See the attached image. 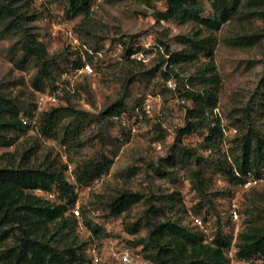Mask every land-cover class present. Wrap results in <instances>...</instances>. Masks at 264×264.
Here are the masks:
<instances>
[{"label":"rangeland","instance_id":"374dc122","mask_svg":"<svg viewBox=\"0 0 264 264\" xmlns=\"http://www.w3.org/2000/svg\"><path fill=\"white\" fill-rule=\"evenodd\" d=\"M213 2L199 0L197 6L187 8L189 14L183 21L167 14L169 0H92L91 18L81 25L83 16L70 12L69 0H33L31 11L39 15L29 25L39 34L48 53L57 57L56 82L65 84L73 77L67 72L75 58L71 51L77 50L70 46L68 30H73L81 44L100 52L105 59L94 62L96 75H82L73 82L74 93L63 88L59 95V105L68 103L91 115L79 141L64 143L43 135L36 120V126H28L24 133L0 134V168L40 166L57 158L67 165L66 177L71 181L78 166L98 163L103 155L111 159L109 170L101 175L104 177H98L97 182L94 179L77 192L83 227H76L75 234L77 246H83L85 253L93 239L102 242L111 236L126 241L137 249L146 264H152L146 258V244L141 243L147 239L151 223L182 218L183 223L192 227L186 211L190 209L217 227L231 244L236 241L239 258L236 264H264L262 256L238 255L239 243L264 224V184L237 191L225 176L208 170L205 162L199 165L196 159L186 161L181 147L175 145L178 130L186 124L187 109L193 105L190 100L188 104L180 102L190 87L217 88L215 109L225 120L235 123L245 119L250 111L254 127L264 135V99L259 90L264 79V18L256 13V10L264 11V5L251 7L243 0L238 14L219 28L208 29L201 20L215 17ZM17 6L21 12L26 11L23 3ZM21 42L22 32H0V94L18 104L21 113L32 111L27 116L31 119L36 109L38 91L32 82L38 64L30 62L24 69L16 66L22 55ZM129 51L136 55L130 56L135 59L133 62L126 60ZM115 52L118 57H111L110 53ZM172 55L178 57L177 63L171 64ZM202 70L207 71L206 76ZM174 71L180 74V78H175L176 90L168 87L171 78H166V74L174 75ZM55 85L46 86L44 91ZM148 94L159 95L162 108L153 118L143 115L138 123L137 113L142 112ZM120 99H123L125 119L121 113L102 116ZM238 127L240 134L246 130V123ZM7 142L11 144L6 145ZM183 145L196 144L184 137ZM231 147L233 150L227 154L232 161L239 151L235 141ZM200 153L207 161L209 154ZM196 172H202L208 186L205 190L197 188ZM124 191L140 193L144 198L114 216L110 203ZM174 191L181 194L185 212L163 202L164 195ZM234 192L239 193V228L223 214ZM151 205L157 207L158 213H148ZM91 227L99 229L97 235Z\"/></svg>","mask_w":264,"mask_h":264},{"label":"trees","instance_id":"16d2710c","mask_svg":"<svg viewBox=\"0 0 264 264\" xmlns=\"http://www.w3.org/2000/svg\"><path fill=\"white\" fill-rule=\"evenodd\" d=\"M243 0H214L215 17L201 20L208 29L219 28L221 24L240 12ZM23 3L24 12L20 11L18 3ZM252 7L264 5V0H246ZM33 0H0V32H22L21 58L15 62L19 69H24L30 62L38 64V72L32 82L37 91H44L48 85L56 83L54 67L56 58L51 56L46 45L39 40V34L33 31L29 24L38 18L33 13ZM199 0H169L167 14L186 20L188 7L197 6ZM92 0H69V10L73 15H82L81 25L91 18ZM264 18V11L256 10ZM27 24V25H26ZM70 48V47H69ZM71 50V48H70ZM75 58L71 63L75 67L81 65L79 51H71ZM132 51L126 57L130 58ZM171 64L178 62V57L171 56ZM171 68V67H170ZM175 72V71H174ZM169 78H180L179 73L166 74ZM206 76L207 71L202 70ZM260 96L264 99V79L260 83ZM192 101L187 109L186 124L180 128L176 144L182 150L186 161L195 160L198 164H208V170L216 175L225 176L231 184H236L242 176L248 173L261 174L264 168V135L253 125L250 111L245 119H238L235 124L246 123V130L240 132L233 141L236 142L238 155L231 157L223 152L220 146V119L213 110L218 105V89L205 86L203 89L187 88L182 95ZM123 99L109 106L102 116L122 115ZM36 107V103H35ZM28 114H25V113ZM21 113V107L14 101L0 94V134L13 131L24 133L28 125L21 116H28L32 111ZM40 116V117H39ZM38 126L41 134L62 142L75 143L90 123L91 115L75 109L72 105H59L40 113ZM238 123V124H237ZM38 129V128H37ZM196 131H206L207 136L200 147L183 145V138ZM10 145V142L5 143ZM233 148H229V150ZM209 153L207 161L200 151ZM112 160L103 155L98 163L87 162L78 166L74 172L77 184L82 187L107 172ZM67 165L57 158L50 159L40 166L20 165L0 168V264H86L87 254L79 247L75 228L78 219L69 212L77 201L75 185L66 177ZM237 172L240 175H237ZM202 172H196L197 188L205 190L208 186L201 177ZM41 188L46 191H56L59 199L49 200L34 192ZM144 195L124 191L110 203L112 215H119ZM163 202L178 211L186 208L183 198L177 191L166 194ZM160 210V209H159ZM155 205H151L148 213H158ZM187 211V210H186ZM149 235L141 243L146 244V258L152 264H228L227 249L230 240L221 231L217 233L212 243H207L202 234L195 228L183 223L182 218L152 222ZM97 235L99 229L91 227ZM137 231V229H135ZM12 239V243L8 244ZM86 244V243H85ZM238 255L242 258L262 256L264 258V224L254 229L239 243ZM85 247V246H84ZM82 250V252L80 251Z\"/></svg>","mask_w":264,"mask_h":264},{"label":"built area","instance_id":"2783aa9c","mask_svg":"<svg viewBox=\"0 0 264 264\" xmlns=\"http://www.w3.org/2000/svg\"><path fill=\"white\" fill-rule=\"evenodd\" d=\"M48 21V19H46ZM56 27L55 25H53ZM67 36L69 39V43L71 48L80 52L81 56V65L79 67L73 66L70 72H67L73 77L67 79V83L62 84L59 81L56 82L55 87L52 89H48L45 91H38L36 93V109L33 112V116L29 119L27 116H21V120L24 124L28 126H36L38 120V116L40 113L49 110L53 107L59 106V95L65 88L67 91L71 93L75 92V85L73 82L80 78L82 75H96V61L99 59H105L98 51H93L86 45L81 44L78 35L73 30L67 31ZM111 57H118L117 52L114 54L110 53ZM132 58L136 55L131 54ZM102 62L101 64H103ZM105 64V63H104ZM68 71V70H67ZM66 73V72H65ZM66 73V74H67ZM68 84V85H67ZM167 85L169 88L176 90L177 88V81L175 78H171L167 81ZM182 104H188L190 101L188 99L182 98L180 101ZM162 108V99L159 95L148 94L145 96L141 110L142 112L137 113V120L143 118V115H146L150 118L154 117L156 112H159ZM215 115L220 119V127H221V137H220V146L223 152L227 153L233 141L239 133V127L235 124L229 123L225 120L222 114L215 109ZM122 118H126L125 114L121 115ZM135 128H132V131H135ZM207 136L206 131H196L191 134L185 136L189 141L196 144L195 146L198 147L202 144ZM194 146V147H195ZM66 150V146H62V151ZM206 153H212V150H207ZM237 175H240L237 172ZM105 175L101 176L104 177ZM94 181H98V178ZM71 182L75 185V192L77 193L78 190L81 188L77 182L76 177L74 175L71 176ZM264 184V168H262L261 174L256 175L254 173H248L245 176H242L240 180L235 184L237 191L242 190H250L254 187L261 186ZM35 193L42 195L43 197L57 201L59 199L58 193L56 191H46L41 188H37L34 190ZM234 196L229 199V204L224 209L223 214L227 215L230 219V222L236 228H239L240 218H241V211L239 206V193L234 192ZM69 212L76 216L78 219V227L82 228V219L81 213L78 207V203L76 201L75 205L69 209ZM187 215L190 218L192 226L195 228L197 232L203 235L205 242L212 243L218 233L217 227H212L209 222H207L201 215L198 213H194L192 210L187 209ZM226 227L225 225L223 226ZM236 241L233 240V243L227 249L226 255L228 259V264H236L237 257V248ZM87 254V262L86 264H146L145 260L141 257L139 252L136 248L128 244L126 241L115 238V237H107L102 242H97L96 240H92L86 248Z\"/></svg>","mask_w":264,"mask_h":264}]
</instances>
